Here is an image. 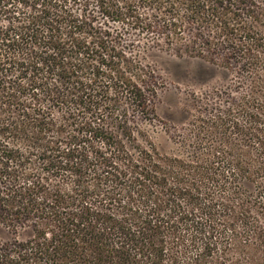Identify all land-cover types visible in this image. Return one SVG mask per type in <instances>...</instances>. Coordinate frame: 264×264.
<instances>
[{
  "label": "trees",
  "instance_id": "1",
  "mask_svg": "<svg viewBox=\"0 0 264 264\" xmlns=\"http://www.w3.org/2000/svg\"><path fill=\"white\" fill-rule=\"evenodd\" d=\"M155 52L238 84L178 152ZM0 228V264H264V0H0Z\"/></svg>",
  "mask_w": 264,
  "mask_h": 264
},
{
  "label": "rangeland",
  "instance_id": "2",
  "mask_svg": "<svg viewBox=\"0 0 264 264\" xmlns=\"http://www.w3.org/2000/svg\"><path fill=\"white\" fill-rule=\"evenodd\" d=\"M151 57L163 87L155 98L158 118L149 129L159 152H178V141L191 136L199 117L213 109H228L238 84L226 70L201 58L162 52ZM11 237V231L0 228L1 239Z\"/></svg>",
  "mask_w": 264,
  "mask_h": 264
}]
</instances>
